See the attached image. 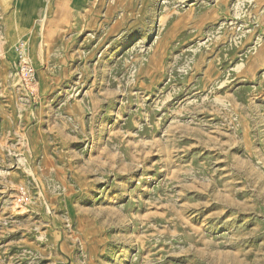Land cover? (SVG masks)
<instances>
[{
  "label": "rangeland",
  "instance_id": "374dc122",
  "mask_svg": "<svg viewBox=\"0 0 264 264\" xmlns=\"http://www.w3.org/2000/svg\"><path fill=\"white\" fill-rule=\"evenodd\" d=\"M0 5V264H264V0Z\"/></svg>",
  "mask_w": 264,
  "mask_h": 264
},
{
  "label": "built area",
  "instance_id": "2783aa9c",
  "mask_svg": "<svg viewBox=\"0 0 264 264\" xmlns=\"http://www.w3.org/2000/svg\"><path fill=\"white\" fill-rule=\"evenodd\" d=\"M27 45L24 41H19L14 47L17 57L16 73L22 85L28 88L36 86L37 77L35 70L29 65L26 54Z\"/></svg>",
  "mask_w": 264,
  "mask_h": 264
},
{
  "label": "crops",
  "instance_id": "0c3cea01",
  "mask_svg": "<svg viewBox=\"0 0 264 264\" xmlns=\"http://www.w3.org/2000/svg\"><path fill=\"white\" fill-rule=\"evenodd\" d=\"M17 1H18V0H17ZM11 3H12V0H10V5H9V8H8V11H7L6 16L10 13ZM0 6H1V5H0ZM38 6H39V4H37V5L35 6L34 16H33V18L30 19L29 22L27 23V25H26L27 30L23 33L22 37H23V36H26L29 32L32 31V22H33V20H34V17L37 16V13H38V10H39V9H38ZM1 8H2V6H1ZM2 9H3V8H2ZM4 11H5V10H4ZM6 16H5V17H6ZM4 28H5V24H4ZM4 33H5V31H4ZM41 34H42V31H41ZM5 37H6V34H5ZM22 37H21V38H22ZM6 39H7V42H8V43H7V47H6V49H5V52H4L3 62H2V65H1V69H0V78L3 79V81L6 80V79H5V78H6V75H8V71L10 70L11 64L13 63V62H10V60L8 59V57H7V53H8V51L12 48L13 44L16 42V41L11 42L10 38H8V37H6ZM17 40H18V39H17ZM32 41H33V40H32ZM49 48H50V47H49ZM31 56H32V59H33V61H34V59H36V55H35V54H32ZM7 62H9V63H7ZM7 64H10V65H7ZM36 76H37V80H39V75H38L37 72H36ZM46 90H47L46 82H45V80H42V77H40L39 91H40L41 94L43 95L44 92H46ZM37 115H39V112L37 113Z\"/></svg>",
  "mask_w": 264,
  "mask_h": 264
},
{
  "label": "bare ground",
  "instance_id": "6f19581e",
  "mask_svg": "<svg viewBox=\"0 0 264 264\" xmlns=\"http://www.w3.org/2000/svg\"><path fill=\"white\" fill-rule=\"evenodd\" d=\"M74 1V0H73ZM73 3V2H72ZM75 3V2H74ZM5 4V3H4ZM46 5H48V4H46ZM59 6H61V3H58L57 4V8H59ZM7 9H8V7H7ZM64 19V18H63ZM14 32V31H13ZM47 44V43H46ZM10 54V53H9Z\"/></svg>",
  "mask_w": 264,
  "mask_h": 264
}]
</instances>
